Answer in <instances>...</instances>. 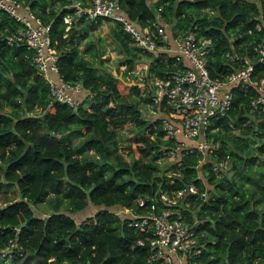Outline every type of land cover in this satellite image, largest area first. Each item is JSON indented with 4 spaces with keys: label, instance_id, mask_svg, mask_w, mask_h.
<instances>
[{
    "label": "trees",
    "instance_id": "trees-1",
    "mask_svg": "<svg viewBox=\"0 0 264 264\" xmlns=\"http://www.w3.org/2000/svg\"><path fill=\"white\" fill-rule=\"evenodd\" d=\"M16 1L49 25L57 73L81 90L73 104L51 97L32 49L7 40L22 23L0 8V250L9 247L0 251V264H147V247L136 242L142 233L121 208L140 209L138 196L190 181L208 194L196 207L190 198L204 243L201 263L264 264V113L250 105L255 89L232 86L229 107L204 128V137L219 142L215 154L201 159L182 148L179 162L167 159L164 150L175 137L164 136V99L151 93L154 76L175 68L173 54L135 45L112 17H88L83 8L90 0ZM118 1L139 26L157 20L172 33L191 26L209 37L206 66L213 78L224 79L245 59L253 76L264 75V53L256 49L264 38V0ZM109 18L124 73L148 58L145 74L135 79L143 86L130 83L121 92L110 69L81 53L78 41L87 38L89 47L87 30ZM145 104L155 113L146 114ZM126 122L138 149L134 156L127 143L128 158L118 149V129ZM220 158L229 162L221 175L210 161ZM10 191L15 195L8 198ZM46 200L51 209L36 213L32 205ZM87 207L94 213L74 217Z\"/></svg>",
    "mask_w": 264,
    "mask_h": 264
},
{
    "label": "built area",
    "instance_id": "built-area-1",
    "mask_svg": "<svg viewBox=\"0 0 264 264\" xmlns=\"http://www.w3.org/2000/svg\"><path fill=\"white\" fill-rule=\"evenodd\" d=\"M0 8L22 23L20 28L7 36V40H20L32 49L36 66L49 82L51 97L69 104L76 103L79 99L75 92L81 90V85L60 77L52 80L47 74L50 71L57 73L58 56L50 41L49 25L16 0H0ZM83 10L91 18L97 15L114 18L129 32L133 43L141 48L151 51L165 49L173 54L175 68L164 75L154 76L151 93L154 100L164 99L166 114L161 116L164 136L175 137L174 142L164 150L168 158L179 162L182 148L195 149L201 153V159L216 153L218 140L208 139L202 133L212 117L222 115L229 107L232 86H252L255 94L250 98V105L264 113V75L253 76L252 64L245 59L242 66L232 70L224 79L210 76L206 54L211 47V39L197 35L191 26L175 33L157 20L152 22V27L139 26L125 15L118 0H90V5ZM71 17L67 14L64 20L70 22ZM257 27L261 28V25L257 24ZM256 49L260 54L264 53V38ZM153 111L155 113V108ZM210 161L219 175L228 169L227 159ZM207 195L206 188L199 189L195 182L190 181L171 191L138 196L136 201L140 209L121 208L128 212L127 223L142 233L136 242L146 245L147 264H204L198 259L204 243L197 232L198 218L190 198H193L196 207ZM8 249L7 245L0 251L4 253ZM217 264L228 263L223 259Z\"/></svg>",
    "mask_w": 264,
    "mask_h": 264
},
{
    "label": "rangeland",
    "instance_id": "rangeland-1",
    "mask_svg": "<svg viewBox=\"0 0 264 264\" xmlns=\"http://www.w3.org/2000/svg\"><path fill=\"white\" fill-rule=\"evenodd\" d=\"M114 20L109 18L108 20L102 19L101 22L91 28L88 29V38L91 40V43L87 45V38H82L78 41L77 45L82 50L81 53L84 57H87L92 61L93 64L98 65L99 67H104L110 69L116 76V84L121 92H126L128 89V85L134 81L142 77L145 74V70L147 69L148 65V58L143 57L139 59L133 68L130 71L124 73L125 64L122 62V55L123 53L118 49L116 42L113 40L110 28L111 25L114 23ZM167 29L170 27L169 24L167 25ZM129 82V83H128ZM141 82V81H137ZM140 86H143L141 82ZM145 113L151 114L153 113V107L145 104ZM135 134V130L130 126V123L126 122L123 124L121 128L118 129V149H120L123 155L128 158V147L126 146L127 143H130L133 149V155L136 156L138 154L137 149V142L134 141L133 135ZM75 138V137H74ZM167 157V156H166ZM167 159H172L168 158ZM166 159V160H167ZM225 160V158H220ZM173 160V159H172ZM168 161V160H167ZM15 195V191H10L7 194V197H12ZM3 199L0 196V202ZM32 208L35 209L36 213H46L51 209V205L48 200L44 202L34 203ZM94 208L87 207L80 211L75 212L74 217L77 219L84 218L87 215H91L94 212ZM92 217V216H91Z\"/></svg>",
    "mask_w": 264,
    "mask_h": 264
},
{
    "label": "crops",
    "instance_id": "crops-1",
    "mask_svg": "<svg viewBox=\"0 0 264 264\" xmlns=\"http://www.w3.org/2000/svg\"><path fill=\"white\" fill-rule=\"evenodd\" d=\"M47 74L52 80H58V78H59V75L56 72L50 71Z\"/></svg>",
    "mask_w": 264,
    "mask_h": 264
},
{
    "label": "water",
    "instance_id": "water-1",
    "mask_svg": "<svg viewBox=\"0 0 264 264\" xmlns=\"http://www.w3.org/2000/svg\"><path fill=\"white\" fill-rule=\"evenodd\" d=\"M131 83H138L139 85L141 84V82H134V81H132ZM228 174H231V171Z\"/></svg>",
    "mask_w": 264,
    "mask_h": 264
}]
</instances>
